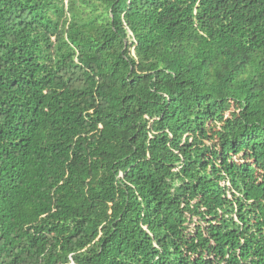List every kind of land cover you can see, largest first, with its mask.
<instances>
[{"label":"trees","instance_id":"trees-1","mask_svg":"<svg viewBox=\"0 0 264 264\" xmlns=\"http://www.w3.org/2000/svg\"><path fill=\"white\" fill-rule=\"evenodd\" d=\"M0 264H264V0H0Z\"/></svg>","mask_w":264,"mask_h":264}]
</instances>
